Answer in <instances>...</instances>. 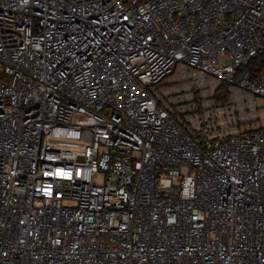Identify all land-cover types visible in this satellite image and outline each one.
<instances>
[{"label":"built area","instance_id":"2783aa9c","mask_svg":"<svg viewBox=\"0 0 264 264\" xmlns=\"http://www.w3.org/2000/svg\"><path fill=\"white\" fill-rule=\"evenodd\" d=\"M258 97L264 0H0V264H264Z\"/></svg>","mask_w":264,"mask_h":264},{"label":"rangeland","instance_id":"374dc122","mask_svg":"<svg viewBox=\"0 0 264 264\" xmlns=\"http://www.w3.org/2000/svg\"><path fill=\"white\" fill-rule=\"evenodd\" d=\"M186 73V72H185ZM158 96L163 100L166 106L170 107L174 114L184 108L188 103L195 102L196 100H207L211 102H223L215 99V92L211 89L204 88L201 85L194 83V80L190 78H174L173 81L169 83H164L158 88H156ZM186 98V102H180V97ZM256 104L259 110L260 120L254 122L252 127H259L264 125V98H256Z\"/></svg>","mask_w":264,"mask_h":264},{"label":"trees","instance_id":"16d2710c","mask_svg":"<svg viewBox=\"0 0 264 264\" xmlns=\"http://www.w3.org/2000/svg\"><path fill=\"white\" fill-rule=\"evenodd\" d=\"M229 98V91L226 86L221 85L215 93V99L219 101H227Z\"/></svg>","mask_w":264,"mask_h":264}]
</instances>
